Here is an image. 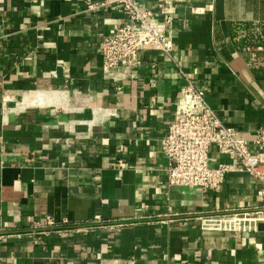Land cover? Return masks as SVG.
<instances>
[{
  "label": "crops",
  "instance_id": "obj_1",
  "mask_svg": "<svg viewBox=\"0 0 264 264\" xmlns=\"http://www.w3.org/2000/svg\"><path fill=\"white\" fill-rule=\"evenodd\" d=\"M84 1L0 0V264H264L260 183L169 186L158 145L178 67L239 135L264 128V0H136L171 6V56L106 73L102 36L125 17Z\"/></svg>",
  "mask_w": 264,
  "mask_h": 264
},
{
  "label": "built area",
  "instance_id": "obj_2",
  "mask_svg": "<svg viewBox=\"0 0 264 264\" xmlns=\"http://www.w3.org/2000/svg\"><path fill=\"white\" fill-rule=\"evenodd\" d=\"M109 7L120 11L125 21L113 25L109 33L102 36L103 72L137 64L139 53L144 50L171 56L173 13L169 3L158 9L157 17L154 10L136 0H85L82 9L95 13ZM178 72L184 84L175 100L174 117L158 142L167 160V185L218 190L228 173L246 172L260 183L257 194L264 196V128H258L250 140L239 135L211 107L205 86L193 82L191 72L179 67ZM211 149L227 155L232 161L210 165ZM256 212L264 216V202ZM51 225L55 222L47 216L45 226Z\"/></svg>",
  "mask_w": 264,
  "mask_h": 264
},
{
  "label": "trees",
  "instance_id": "obj_3",
  "mask_svg": "<svg viewBox=\"0 0 264 264\" xmlns=\"http://www.w3.org/2000/svg\"><path fill=\"white\" fill-rule=\"evenodd\" d=\"M236 31H237V30H236ZM246 43H247V42L244 41L243 39L240 40V44H241V45H245Z\"/></svg>",
  "mask_w": 264,
  "mask_h": 264
}]
</instances>
